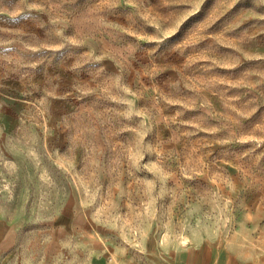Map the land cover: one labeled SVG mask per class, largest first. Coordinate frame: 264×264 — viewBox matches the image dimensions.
Listing matches in <instances>:
<instances>
[{"label":"rangeland","instance_id":"obj_1","mask_svg":"<svg viewBox=\"0 0 264 264\" xmlns=\"http://www.w3.org/2000/svg\"><path fill=\"white\" fill-rule=\"evenodd\" d=\"M257 209L264 0H0V216L19 236L64 228L67 264H129Z\"/></svg>","mask_w":264,"mask_h":264},{"label":"crops","instance_id":"obj_2","mask_svg":"<svg viewBox=\"0 0 264 264\" xmlns=\"http://www.w3.org/2000/svg\"><path fill=\"white\" fill-rule=\"evenodd\" d=\"M260 209L244 212L233 231L195 232L187 240L154 245L143 262L129 264H264V216ZM34 240L19 236V228L0 216V264H67L71 237L66 230ZM100 261V260H99ZM98 261V262H99Z\"/></svg>","mask_w":264,"mask_h":264}]
</instances>
